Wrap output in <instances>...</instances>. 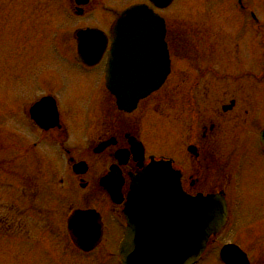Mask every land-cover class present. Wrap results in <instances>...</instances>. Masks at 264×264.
<instances>
[{
  "label": "flooded vegetation",
  "instance_id": "af4514ba",
  "mask_svg": "<svg viewBox=\"0 0 264 264\" xmlns=\"http://www.w3.org/2000/svg\"><path fill=\"white\" fill-rule=\"evenodd\" d=\"M22 3L0 0L10 49L21 48L24 60L0 68V244L19 241L28 253L60 255L66 243L76 248L69 234L61 241L60 217L68 221L77 209H94L103 235L88 258L118 264L132 176L154 156L172 161L186 194L221 195L226 201V223L210 237L198 264H264V146L252 113L257 98L235 95L237 80L252 72L245 69L238 77L237 43L222 47L229 36L167 19L170 70L160 89L126 113L100 108L113 97L98 83L85 101L96 104L83 111L76 99L60 97V85L45 80L43 1H35L36 9ZM96 3L90 0L83 13ZM29 46L41 52L40 65L32 62ZM101 63L79 69L100 77ZM45 97L57 104V122L44 111L37 114L39 123L32 118L31 108ZM232 100V109L224 111ZM105 186L119 188L120 202Z\"/></svg>",
  "mask_w": 264,
  "mask_h": 264
},
{
  "label": "water",
  "instance_id": "95a60500",
  "mask_svg": "<svg viewBox=\"0 0 264 264\" xmlns=\"http://www.w3.org/2000/svg\"><path fill=\"white\" fill-rule=\"evenodd\" d=\"M151 1L164 8L173 0ZM112 31V79L108 87L116 95L119 108L132 111L140 99L160 85L153 84V79L160 72L155 69H162L166 55L165 22L146 4L134 5L122 13ZM97 33H77L83 56L91 57L94 49V62L105 45L97 42ZM135 62L137 66L133 65ZM178 178L167 164L157 163L136 179L126 212L129 228L121 248L123 264H193L209 235L220 227L221 210L208 208L201 198L182 196ZM78 216L81 218L76 223L70 221V228L74 229L80 247L90 250L98 240L96 230L89 233L88 225L82 223L84 216Z\"/></svg>",
  "mask_w": 264,
  "mask_h": 264
},
{
  "label": "rangeland",
  "instance_id": "374dc122",
  "mask_svg": "<svg viewBox=\"0 0 264 264\" xmlns=\"http://www.w3.org/2000/svg\"><path fill=\"white\" fill-rule=\"evenodd\" d=\"M21 1L24 2L22 5L26 2L31 3L34 9H36L38 5L35 1H43L44 44L42 50L45 59V61L43 60V65H45L46 73L50 74V81L60 85V97L63 96L64 99H68L70 96L76 99V103L82 108L89 109L93 107L96 103L87 104L84 102L87 97L93 95V87L97 86L100 82L99 75L82 71L72 65L73 62L70 61L71 58L68 55H60L59 53L62 51H69V49L65 47L64 42H67L68 47L75 53V41L73 42L70 35L73 34V31L77 27H80V25L91 26L98 24L105 28L107 26V20L110 18L113 19L115 14L121 13L125 8L137 0H96L97 3L94 5L95 8L102 1L99 8H96L95 11L92 10L94 12H92L91 15L87 14L82 17H77L75 14L73 15L70 13L71 9L69 8L68 0H13V3L17 2L20 6ZM243 1L244 4L257 15L258 24L253 22L252 29H250L251 24L247 16H243L242 12L238 10L240 8L236 0H175L166 14L174 15V18L178 19L187 17L188 20L192 21L199 17L209 18V22L211 19L213 21L212 25L216 27L214 30L215 32H220L222 35L227 33V36L231 38L228 43L223 40L225 44H222V47L233 49V47H235L232 42L234 37L237 38V42L241 41L242 46L240 48L237 47L236 51L237 75L239 77L244 73L245 69L250 68L253 69L254 75L252 77L251 74H249L239 81L237 80L235 95H251L253 97H260V100H264V81L257 80L256 78V75L264 74L263 38L260 40V33L262 32L264 34V0ZM39 5H41V3ZM32 6L28 7L29 16L33 15ZM16 7L15 5L13 6L14 15H16V10H18ZM0 11V68L5 69L9 61L10 63L18 62L23 64L24 60L20 57L22 52L21 48L15 45L17 47L15 50L11 51L10 49L9 36L5 33L7 30L5 8L0 7ZM36 18L37 13L34 19ZM210 23L206 24V27L210 26L211 29L212 25ZM29 39H31V37ZM53 45L60 47H53ZM38 50H40V48H38ZM28 53L29 56L31 55L32 62H34L35 65H40L42 63V59H40L41 52L37 51L35 47L29 46ZM245 55H247L249 61H246ZM73 67H75L74 70ZM222 93L221 91V94ZM83 97L84 101L82 99ZM258 119V125L263 126L264 106ZM254 159L261 160V157L255 155ZM64 185H62V187H64ZM62 189V191H64V188ZM64 210L62 209V214L65 212ZM65 228L66 220L64 216H61L59 232L61 235L66 232ZM13 235V238L17 239L16 236L19 234L13 233ZM61 241H64L63 237ZM68 245L69 244L65 245L64 251H62V247L60 248L59 257V254L52 255L46 252L44 256L43 254L40 255L41 252H39L38 249H32L33 252L28 253L29 250H26L28 246L26 247L25 244L22 245L19 241L14 242L12 245L0 244V264H100L99 259L96 261L93 258H88L89 256L80 255ZM33 253L36 254L33 256Z\"/></svg>",
  "mask_w": 264,
  "mask_h": 264
}]
</instances>
